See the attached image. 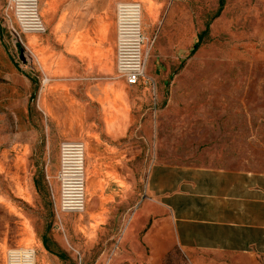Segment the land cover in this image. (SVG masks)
I'll use <instances>...</instances> for the list:
<instances>
[{
  "label": "crops",
  "instance_id": "1",
  "mask_svg": "<svg viewBox=\"0 0 264 264\" xmlns=\"http://www.w3.org/2000/svg\"><path fill=\"white\" fill-rule=\"evenodd\" d=\"M7 1L0 3V114L17 115L23 110L30 94L26 88L31 84L23 72L29 69L37 78L38 109L59 123L65 141H81L86 148L90 202L87 204L86 199L85 211L76 214L79 217L74 222L66 216L72 213H59L56 204L64 239L71 248L77 245L71 230L79 221L88 238L79 242L82 250L98 239L112 243L111 250L98 256L107 264L114 258L119 259L112 264H164L174 249L186 255L200 251L264 257L263 176L184 169L173 181L154 183L146 136L142 148V141L139 146L134 133V86L131 88L116 71L117 5L140 3L146 27L153 18L149 3L40 0L47 31L24 34L22 46L6 39ZM166 1L154 6L157 14ZM18 47L27 49V62L20 61ZM145 52L147 71L146 47ZM146 77L153 83L152 77ZM148 141L151 147V137ZM24 146L23 131L7 127L0 130V149L5 154L17 153L16 157H3L10 160L11 173L8 187L0 189L3 194L7 189L17 195L30 191L23 184L24 170L19 166L25 158L19 155ZM21 222L22 227L14 230L7 219L0 218V264H7L12 248L34 249L36 264H66L65 247L55 231L50 239L45 235L38 238L28 215H23Z\"/></svg>",
  "mask_w": 264,
  "mask_h": 264
},
{
  "label": "rangeland",
  "instance_id": "2",
  "mask_svg": "<svg viewBox=\"0 0 264 264\" xmlns=\"http://www.w3.org/2000/svg\"><path fill=\"white\" fill-rule=\"evenodd\" d=\"M145 1L153 16L146 27L143 22L148 66L145 78L134 85L132 99L134 133L142 148L146 136L154 183L173 181L184 169L200 168L264 177V0H167L159 14L154 6L163 0ZM12 20L15 25L13 16ZM5 27L6 39L11 41L7 23ZM205 31L192 54L198 35ZM22 48L28 52L18 47V54ZM14 59L20 64L15 53ZM23 73L31 81L26 88L30 94L17 115L0 114V130L7 127L24 133L25 146L19 155L25 158L19 166L30 191L17 195L7 188L4 194L0 190V218L16 230L22 227L23 215H28L38 238L50 239L55 231L65 247L66 264H107L98 256L111 250L112 243L95 239L96 244L82 250L79 242L88 238L79 221L71 230L77 245L71 248L64 239L56 204L59 146L65 138L59 123L37 107V78L29 69ZM4 156L17 153L5 154L0 149V189L8 187L11 175L10 160H3ZM86 185L88 204L92 195L88 181ZM66 216L73 222L79 217ZM164 264H264V257L200 251L186 255L174 249Z\"/></svg>",
  "mask_w": 264,
  "mask_h": 264
},
{
  "label": "built area",
  "instance_id": "3",
  "mask_svg": "<svg viewBox=\"0 0 264 264\" xmlns=\"http://www.w3.org/2000/svg\"><path fill=\"white\" fill-rule=\"evenodd\" d=\"M4 19L15 45L20 43L23 46L24 34H44L47 31L41 16L40 0H8ZM145 43L142 5L138 2L119 3L116 8V71L117 76L130 86L137 85L145 78L147 64ZM25 54L27 62L30 57L26 52ZM46 82L47 79H43L42 83ZM57 180L59 213L84 212L86 209L84 143L68 140L60 144ZM7 264H36V252L31 248H12L8 251Z\"/></svg>",
  "mask_w": 264,
  "mask_h": 264
},
{
  "label": "trees",
  "instance_id": "4",
  "mask_svg": "<svg viewBox=\"0 0 264 264\" xmlns=\"http://www.w3.org/2000/svg\"><path fill=\"white\" fill-rule=\"evenodd\" d=\"M221 8H222V4H221V6H220V10H221ZM220 10H219V11H220ZM218 14H219V13H218ZM206 32H207V31H205V32H203V33H201V34L198 35V41L194 44V46H193V48H192V51H191L192 54H194L195 52H197V50L199 49L200 44H201V41H202V39H203V36L206 34Z\"/></svg>",
  "mask_w": 264,
  "mask_h": 264
},
{
  "label": "water",
  "instance_id": "5",
  "mask_svg": "<svg viewBox=\"0 0 264 264\" xmlns=\"http://www.w3.org/2000/svg\"><path fill=\"white\" fill-rule=\"evenodd\" d=\"M20 59H21L23 62L26 61V59H25V55H24V49L21 50Z\"/></svg>",
  "mask_w": 264,
  "mask_h": 264
},
{
  "label": "bare ground",
  "instance_id": "6",
  "mask_svg": "<svg viewBox=\"0 0 264 264\" xmlns=\"http://www.w3.org/2000/svg\"><path fill=\"white\" fill-rule=\"evenodd\" d=\"M154 11V10H153ZM154 13V12H153Z\"/></svg>",
  "mask_w": 264,
  "mask_h": 264
}]
</instances>
